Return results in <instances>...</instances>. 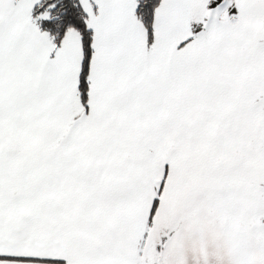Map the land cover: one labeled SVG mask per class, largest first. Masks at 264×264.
I'll return each instance as SVG.
<instances>
[{"label":"snow or ice","instance_id":"snow-or-ice-1","mask_svg":"<svg viewBox=\"0 0 264 264\" xmlns=\"http://www.w3.org/2000/svg\"><path fill=\"white\" fill-rule=\"evenodd\" d=\"M0 264H264V0H0Z\"/></svg>","mask_w":264,"mask_h":264}]
</instances>
